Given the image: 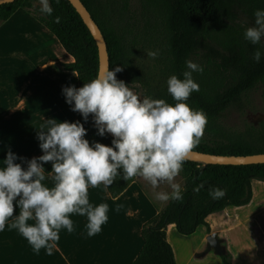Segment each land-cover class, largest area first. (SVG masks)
Here are the masks:
<instances>
[{
    "label": "trees",
    "instance_id": "trees-1",
    "mask_svg": "<svg viewBox=\"0 0 264 264\" xmlns=\"http://www.w3.org/2000/svg\"><path fill=\"white\" fill-rule=\"evenodd\" d=\"M99 27L106 42L109 70L116 66L118 80L132 87L139 81L132 62L143 51L158 50L163 72L168 78L180 77L185 61L203 66L202 73H193L199 92H193L188 103L202 108L207 124L200 142L192 151L220 155L247 156L264 154V119L256 125L247 123L238 133H228L220 121L229 110L243 113L250 107V96L257 92L264 114V60L252 59L257 45L243 37L246 27L254 21L255 9H264V0H80ZM29 2L17 0L0 6V22L7 21L19 9H29L36 21L54 36L73 57L70 64L58 65L77 75L78 87L98 74L99 57L96 43L79 14L67 0H50L52 16L32 8ZM60 22H54V17ZM264 43V42H262ZM160 99L174 103L168 92ZM84 123L86 138L110 144L112 137L96 135L91 121ZM42 154V153H41ZM40 154V155H41ZM39 156V155H38ZM50 169V164L46 165ZM183 180V199L169 201L141 228L142 248L129 264H175L173 250L166 238V228L173 224L180 235L189 236L203 225L206 218L227 207H242L252 199L251 181L264 182V164L248 166H200L185 160L180 172ZM137 178H119L107 188L113 199L120 196ZM199 191H194L198 185ZM211 186L225 190L222 199L208 195ZM221 264H232L224 243Z\"/></svg>",
    "mask_w": 264,
    "mask_h": 264
},
{
    "label": "clouds",
    "instance_id": "clouds-1",
    "mask_svg": "<svg viewBox=\"0 0 264 264\" xmlns=\"http://www.w3.org/2000/svg\"><path fill=\"white\" fill-rule=\"evenodd\" d=\"M38 2L39 12L52 16L50 0ZM253 16L243 37L258 46L252 59L260 63L264 60V9H255ZM54 22L59 23L60 17H54ZM158 54V50L146 53L153 59ZM121 70L116 66L81 87L69 85L61 89L70 110L78 112L85 123L91 114L96 135L111 134L110 144L90 142L80 120L48 118L36 132L41 155L18 156L9 147L0 160V232L6 226L16 230L37 255L41 249L46 255L52 254L61 230L74 231L73 215L85 218L88 237L101 232L108 221L109 205L91 203L90 187L107 189L118 178H142L153 189L164 182L169 185L170 192L154 191V199H183L184 188L174 180L190 151L199 144L207 124L204 110L188 103L190 95L200 90L193 73H202L204 68L186 60L180 77H168L167 92L174 103L147 95L140 97L117 79L116 73ZM201 187L198 185L194 191ZM208 195L213 200L222 199L225 190L211 186ZM122 207L118 204L115 210Z\"/></svg>",
    "mask_w": 264,
    "mask_h": 264
},
{
    "label": "crops",
    "instance_id": "crops-1",
    "mask_svg": "<svg viewBox=\"0 0 264 264\" xmlns=\"http://www.w3.org/2000/svg\"><path fill=\"white\" fill-rule=\"evenodd\" d=\"M43 29L37 22L28 34L20 33L25 35V41L20 38V41L5 44V63L7 76L10 77L6 81L11 82L13 78L15 83L18 77L19 95L14 100L9 95L0 101V110L4 111L9 127L8 133L0 138V160L9 147L18 156L31 158L40 155L42 152L38 147L36 132L44 119L73 122L78 114L70 110L61 91L64 86L78 87L77 75L58 67L72 63L73 57L60 44H43L39 41L38 33L43 32ZM12 130L15 134H12ZM179 180L183 183L179 176L174 182L181 183ZM251 189L252 199L248 205L227 207L206 218L210 233H207L206 226L201 225L193 234L184 236L176 231L173 224L168 225L166 238L173 250L175 264H193L198 250L211 233H216L218 240H223L228 249L233 230L243 229L250 233L260 231L264 234L263 229L258 227L264 224V182L252 180ZM154 191L170 192L171 189L167 182L153 189L142 178H137L120 196L113 199L103 186L90 187L88 194L91 203L96 205L104 202L109 205L107 223L102 225L100 233L88 237L84 229L85 218L73 215L74 231L68 233L61 230L60 239L51 255H46L44 249L38 255L35 254L16 230H9L6 226L0 232V264H129L142 248V226L167 204L154 199ZM256 195L257 200L254 202ZM255 203L258 204V211L250 214ZM118 204L123 207L116 211ZM188 238H195L194 249L192 246L186 247L187 242L183 239ZM182 243L184 247L180 245ZM232 264L235 262L232 261Z\"/></svg>",
    "mask_w": 264,
    "mask_h": 264
},
{
    "label": "rangeland",
    "instance_id": "rangeland-1",
    "mask_svg": "<svg viewBox=\"0 0 264 264\" xmlns=\"http://www.w3.org/2000/svg\"><path fill=\"white\" fill-rule=\"evenodd\" d=\"M29 4L32 8L39 6V2H29ZM36 24V19L31 14L30 10L26 8L19 9L10 20L0 22V101H3V98L9 95L11 96L10 98L14 100L18 98L19 95L18 77L15 83L13 78L11 82L6 81L7 78L10 77L7 76L8 69L5 63V44H9V41H20V38L22 41H25V35H21L20 33L28 34L29 30ZM43 30V32L41 31L38 33L39 41L43 44H59L54 39L53 35L48 33L45 29ZM24 44H27V42H24ZM148 51L149 50L140 52L132 62L133 71L136 73L139 81L130 88L140 97L147 95L154 99H160L163 97V94L167 92L166 81L168 78L163 72L162 60L158 56L155 59L148 57L146 55ZM249 99L250 107L243 113L229 110L224 114L220 121L224 131L228 133H238L243 129L245 124L253 123L256 125L264 118L262 103L258 93L253 92ZM4 114V111L0 110V138L9 131L8 120L4 118ZM12 134H15L14 130H12ZM178 176L181 178L180 173ZM179 182H181L180 184L183 186L182 181L179 180ZM256 200L257 195L255 196L254 202H256ZM254 207L255 208L249 212L250 214H256L258 211L256 209L258 208V204L254 205ZM258 227H261L264 232L263 223ZM262 235L264 236L260 231L250 233L243 229L236 232L233 230L230 235L231 243L229 249L223 240L219 241V244L220 242L224 243L226 250L231 255V261H234L235 264H264V237ZM183 240L187 242L186 247L189 248L192 246L193 249L195 248V238ZM180 245L184 247V243ZM221 246L220 244V247ZM193 264H221V254H218L215 249L209 248L207 242H205L203 247L198 250V256L193 260Z\"/></svg>",
    "mask_w": 264,
    "mask_h": 264
},
{
    "label": "water",
    "instance_id": "water-1",
    "mask_svg": "<svg viewBox=\"0 0 264 264\" xmlns=\"http://www.w3.org/2000/svg\"><path fill=\"white\" fill-rule=\"evenodd\" d=\"M17 0H0V6L4 4H10ZM72 7L79 14L85 26L88 28L91 33L97 49L99 57V69L98 74H103L106 70L109 69V59L107 54L106 42L101 33L99 27L91 18L90 13L86 7L82 4L80 0H67ZM264 119V118H263ZM111 136V134H108ZM187 161L193 162L200 166L206 165H222V166H248L256 164H264V154H254L247 156H220L207 154L197 151H190L186 157ZM206 242L208 246L212 249H215L218 254L222 253L219 240L216 233H211L206 237Z\"/></svg>",
    "mask_w": 264,
    "mask_h": 264
}]
</instances>
